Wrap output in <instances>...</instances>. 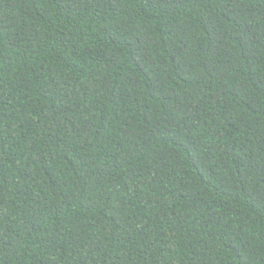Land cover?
<instances>
[{
	"label": "trees",
	"instance_id": "obj_1",
	"mask_svg": "<svg viewBox=\"0 0 264 264\" xmlns=\"http://www.w3.org/2000/svg\"><path fill=\"white\" fill-rule=\"evenodd\" d=\"M0 264H264V0H0Z\"/></svg>",
	"mask_w": 264,
	"mask_h": 264
}]
</instances>
